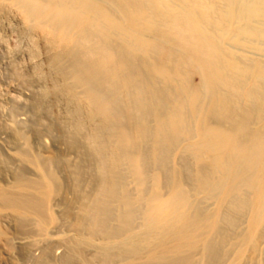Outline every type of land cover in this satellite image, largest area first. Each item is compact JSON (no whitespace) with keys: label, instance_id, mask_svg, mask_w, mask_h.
I'll list each match as a JSON object with an SVG mask.
<instances>
[{"label":"bare ground","instance_id":"bare-ground-1","mask_svg":"<svg viewBox=\"0 0 264 264\" xmlns=\"http://www.w3.org/2000/svg\"><path fill=\"white\" fill-rule=\"evenodd\" d=\"M7 4L51 52L36 109L66 103L0 192L32 263L264 264V0Z\"/></svg>","mask_w":264,"mask_h":264},{"label":"rangeland","instance_id":"rangeland-1","mask_svg":"<svg viewBox=\"0 0 264 264\" xmlns=\"http://www.w3.org/2000/svg\"><path fill=\"white\" fill-rule=\"evenodd\" d=\"M45 44L43 34L32 30L14 7L7 4L0 8V192L14 184L17 170L35 176V168L22 158L23 151L31 148V154L45 158L62 151L58 132H48L45 122L57 117L65 121V101L45 98L52 109L47 114L35 107L37 99L52 85L48 76L51 52ZM65 194L66 199L71 197L69 190ZM20 214L0 206V264H33L25 254L28 247L19 245L40 237L20 227Z\"/></svg>","mask_w":264,"mask_h":264}]
</instances>
